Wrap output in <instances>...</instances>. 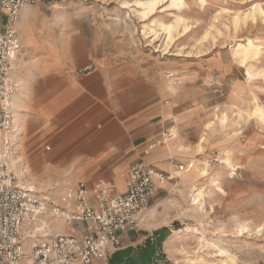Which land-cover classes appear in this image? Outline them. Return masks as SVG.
Masks as SVG:
<instances>
[{
	"label": "rangeland",
	"instance_id": "374dc122",
	"mask_svg": "<svg viewBox=\"0 0 264 264\" xmlns=\"http://www.w3.org/2000/svg\"><path fill=\"white\" fill-rule=\"evenodd\" d=\"M136 1L147 0H43L40 10L57 29L80 30L95 55L134 63L166 84L168 127L176 131L167 141L185 152L179 161H206L212 150L228 148L238 176L226 177L225 162L207 167L224 190L218 192L196 172L165 169L174 178L153 198L142 228L169 229L155 247L141 241L143 256L132 261L264 264V0H177L178 9L164 0L146 20ZM177 17L169 41L160 26ZM248 40L257 54L242 62L239 49ZM64 185L53 183L46 194ZM200 185L203 209L192 204L191 189ZM121 257L109 263L121 264Z\"/></svg>",
	"mask_w": 264,
	"mask_h": 264
},
{
	"label": "crops",
	"instance_id": "0c3cea01",
	"mask_svg": "<svg viewBox=\"0 0 264 264\" xmlns=\"http://www.w3.org/2000/svg\"><path fill=\"white\" fill-rule=\"evenodd\" d=\"M42 2L24 6L15 25L23 51L15 58L12 74L19 181L43 194L53 183L65 184L50 195L57 199L68 184L91 185L100 178L116 183L122 191L123 174L142 157L166 176L159 183L162 189L166 180L174 178L165 170L174 168L169 160L175 167L195 163L179 161L185 152L177 140L169 146L176 134L141 155L161 132L171 129L166 84L134 63L95 55L80 30L57 29L40 10ZM88 65L89 72H79ZM51 224L55 233L68 231L62 220ZM167 229L161 224L123 233L121 247L106 264L117 253H121V264L138 263L132 260L143 256L141 241L155 247ZM150 234L155 236L153 242Z\"/></svg>",
	"mask_w": 264,
	"mask_h": 264
},
{
	"label": "built area",
	"instance_id": "2783aa9c",
	"mask_svg": "<svg viewBox=\"0 0 264 264\" xmlns=\"http://www.w3.org/2000/svg\"><path fill=\"white\" fill-rule=\"evenodd\" d=\"M40 1L0 0V264H106L121 247V235L142 228L166 176L141 157L123 174L122 191L116 183L100 178L91 185L68 184L57 199L20 183L15 171L12 97L16 84L11 61L21 54L15 27L20 10ZM91 69L88 65L79 72ZM172 137L169 129L164 130L141 155ZM220 157L219 151L212 150L205 158L207 166H218ZM169 163L175 166L172 160ZM237 176V166L226 168L228 179ZM52 220H62L68 231L55 233ZM148 238L153 242L155 236Z\"/></svg>",
	"mask_w": 264,
	"mask_h": 264
},
{
	"label": "bare ground",
	"instance_id": "6f19581e",
	"mask_svg": "<svg viewBox=\"0 0 264 264\" xmlns=\"http://www.w3.org/2000/svg\"><path fill=\"white\" fill-rule=\"evenodd\" d=\"M163 1L164 0H147V1H144V2L136 1L135 2L136 6L138 8H140L138 13H139L140 17L142 18V20H146L147 18L152 16V14L155 11L156 7L160 3H162ZM178 2H179V0H178ZM178 6H179V3H177V0H170V2L167 4V7L170 8V9H178ZM178 21H179V18L177 17L174 22L168 23V24H163V25L160 26V30L167 33V38H168L169 41H171L172 38H173L171 29L174 27V24L177 23ZM184 29H185V27H184ZM156 34H157V32H154V35H156ZM248 41H249L248 42V46H243L242 45L241 48L239 49V59L242 62H245L246 60H248L249 58H252L255 54H257V51H255V49L252 47V44H251L250 40H248ZM17 57H19V56H16V57H14L12 59V61H11V69H12V62ZM13 65H14V63H13ZM13 73L14 72L11 71V74H13ZM247 75H251V72L249 70H247ZM12 100H13V97H12ZM255 107H256L255 108V112H256L257 110H259V107H257V106H255ZM221 120H223V118H221ZM13 124H14V113H13ZM200 148H201V152H202L203 149H202V147H200ZM229 152L230 151L228 150V148H224L223 152L220 153L221 154V157H220L221 162H225L228 167L229 166H233V165H230V162H231V159H230L231 157L230 156H231V154ZM207 167L208 166L206 164V161H199V162L196 161L195 163L189 162L188 164H186L184 166V169H182V170H185V171H181V170L179 171V169H177L178 170L177 173H179V174H184V173L185 174H189L190 172H196L198 175H200L201 177L205 178V180L211 181L212 184H215L216 185L215 188H216V190L218 192H224L223 188L219 185V182L215 180V177H213V174L211 175V173H209ZM15 171H16V166H15ZM32 190H34V189L32 188ZM205 190L206 189L204 188L203 185H200L199 187L194 186L191 189V192L195 193V194L192 193V196H193L192 204L196 205L197 207L200 206L201 209H203L204 200H203L202 196L206 192ZM152 211H153L152 207L150 206V208H149V210L147 212L146 218L148 217V214L150 212H152Z\"/></svg>",
	"mask_w": 264,
	"mask_h": 264
}]
</instances>
